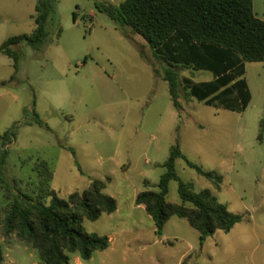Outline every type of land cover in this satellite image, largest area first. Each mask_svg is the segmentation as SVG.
Masks as SVG:
<instances>
[{
  "label": "rangeland",
  "instance_id": "374dc122",
  "mask_svg": "<svg viewBox=\"0 0 264 264\" xmlns=\"http://www.w3.org/2000/svg\"><path fill=\"white\" fill-rule=\"evenodd\" d=\"M123 1L57 0L44 48L16 49V77L13 59L0 55V137L22 125L0 152L1 218L15 195L50 205L51 192L66 200L103 180L118 210L84 227L111 244L83 264H264V63H245L251 93L246 110L241 99L208 105L183 88L179 112L163 78L167 63L141 36L128 37L97 8ZM5 5L11 16L0 18V47L37 27V0ZM178 71L195 83L215 78L192 68ZM35 112L46 126L35 123ZM173 146L223 182L216 191L185 159L176 163L181 180L195 193L212 190L219 203L244 217L230 233L209 237L203 250L200 233L186 219L171 218L160 235L136 203L139 193L158 191ZM40 160L53 171L49 185L36 171ZM178 189L172 181L169 203L182 204ZM0 248L1 264H43L32 245L17 234L6 236L3 227Z\"/></svg>",
  "mask_w": 264,
  "mask_h": 264
},
{
  "label": "trees",
  "instance_id": "16d2710c",
  "mask_svg": "<svg viewBox=\"0 0 264 264\" xmlns=\"http://www.w3.org/2000/svg\"><path fill=\"white\" fill-rule=\"evenodd\" d=\"M57 3V0H38L35 31L10 38L0 47V55L14 61V77L20 70V54L16 49L25 44L37 50L44 48L50 38L49 25L58 16ZM97 8L125 35L132 32L141 36L153 53L168 64L163 78L169 84L177 111H182L183 88L208 105L214 100L224 103L241 99L243 110L249 106L251 93L243 78L245 63H264V21L255 15L253 0H124L119 6L97 5ZM74 18L77 19L76 14ZM180 68L209 71L215 78L211 82L195 83L183 79ZM35 123L46 126L36 112ZM21 126H15L0 137V152L13 142ZM5 158L4 154L3 163ZM179 159H185L216 191L221 190L222 177L191 163L179 146H173L169 159L162 165L165 173L158 191L139 193L136 203L152 217L160 235L173 217L186 219L200 233L202 243L218 231L230 233L244 217L231 213L210 189L195 193L177 173ZM36 171L46 185L53 181L48 162L40 160ZM172 181L179 183L182 204L167 201ZM106 185L103 180L93 181L83 193L74 192L66 200L51 192L50 205L41 200L35 202L27 195H15L12 204L4 210L5 218L0 214V227L6 236L17 234L20 240L32 245L43 264H72L75 255L90 261L96 252L108 250L110 239L88 233L85 221L96 222L102 215H112L118 210L116 199L104 192Z\"/></svg>",
  "mask_w": 264,
  "mask_h": 264
},
{
  "label": "crops",
  "instance_id": "0c3cea01",
  "mask_svg": "<svg viewBox=\"0 0 264 264\" xmlns=\"http://www.w3.org/2000/svg\"><path fill=\"white\" fill-rule=\"evenodd\" d=\"M253 1H254V13H255V15L259 19H261V20L264 21V0H253ZM37 3H38V0H37ZM5 4H6V0H0V18H7L8 16H11V14H10L11 12H8L7 7H6ZM127 36L128 37H132L131 34H130V32H128ZM194 72L197 73V72H200V71H194ZM204 72H209V71H204ZM188 79L194 81L193 78L192 79L191 78H188ZM209 82H211V81H209ZM201 83H204V82H201ZM199 241H200L201 250H203V247H204V244H205L206 241L204 243H202L201 242V237L199 238ZM110 244H111V241H110ZM74 263H76V264H83V260L79 256L75 255L74 256ZM72 264H73V261H72Z\"/></svg>",
  "mask_w": 264,
  "mask_h": 264
}]
</instances>
